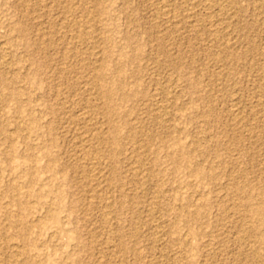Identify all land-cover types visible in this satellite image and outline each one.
I'll list each match as a JSON object with an SVG mask.
<instances>
[{
    "label": "rangeland",
    "instance_id": "1",
    "mask_svg": "<svg viewBox=\"0 0 264 264\" xmlns=\"http://www.w3.org/2000/svg\"><path fill=\"white\" fill-rule=\"evenodd\" d=\"M206 1L0 0V264H264V0Z\"/></svg>",
    "mask_w": 264,
    "mask_h": 264
},
{
    "label": "bare ground",
    "instance_id": "2",
    "mask_svg": "<svg viewBox=\"0 0 264 264\" xmlns=\"http://www.w3.org/2000/svg\"><path fill=\"white\" fill-rule=\"evenodd\" d=\"M219 1H221V0H219ZM217 3V2H216ZM166 4V3H165ZM204 4V3H203ZM218 4V3H217ZM217 4H215V0H207L206 1V4L204 5V7L202 8V10H201V12H202V14L204 15V16H206L207 17V19L208 18H212V15L214 14H212V12H214V11H212V8L215 6V5H217ZM224 4H225V2H224ZM167 5V4H166ZM74 6V5H73ZM168 6V5H167ZM166 6V7H167ZM171 6V5H170ZM218 6V5H217ZM71 8V7H70ZM74 8V7H73ZM168 9V8H167ZM166 8H165V11L167 10ZM197 9V8H196ZM195 9V10H196ZM169 10V9H168ZM173 10V9H172ZM176 10V9H175ZM178 10V9H177ZM169 11H171V10H169ZM179 11H181V10H179ZM212 11V12H211ZM75 12V11H74ZM174 12H176V11H174ZM174 12H172L171 14L173 15V13ZM183 12V11H182ZM182 12H181V15H182ZM201 12H199V13H201ZM225 12V11H224ZM166 13V12H165ZM223 13V12H222ZM226 13V12H225ZM230 13H232V12H230ZM167 14V13H166ZM195 14H196V12H195ZM201 14V15H202ZM229 14V13H228ZM170 15V14H169ZM169 15H168V17H169ZM224 16H225V14H223ZM171 16V15H170ZM177 17V14L175 15L174 14V16L173 17ZM179 16V15H178ZM228 16V15H227ZM167 17V16H166ZM172 17V16H171ZM176 17H175V19H176ZM221 17V14H220V16H219V18ZM223 17V16H222ZM221 17V18H222ZM74 18V17H73ZM220 18V19H221ZM169 19V18H168ZM171 19V18H170ZM223 19V18H222ZM174 20V19H173ZM228 20V19H227ZM73 21V20H72ZM169 21H171V20H169ZM177 21V20H176ZM168 22V21H167ZM172 22H175V21H172ZM220 22H221V20H220ZM223 22H225V21H223ZM222 22V23H223ZM71 23V22H70ZM176 23V22H175ZM84 24V23H83ZM169 24H171V23H169ZM73 25V24H72ZM85 25H87L86 23H85ZM84 25V26H85ZM176 25H178V24H176ZM87 26H90V25H87ZM86 26V27H87ZM86 27H84V28H86ZM90 28V27H89ZM88 29V28H87ZM86 29V30H87ZM92 29V28H91ZM217 29V28H216ZM222 29V28H221ZM81 30H82V28H81ZM85 30V31H86ZM84 31V30H83ZM91 30H89V32H90ZM92 32V31H91ZM217 32H219V31H217ZM88 33V32H87ZM84 34V33H83ZM93 34V33H92ZM95 34V33H94ZM82 34H80V36H81ZM82 37V36H81ZM80 37V38H81ZM84 37V36H83ZM80 38H78V39H80ZM109 95V94H108ZM6 99V98H5ZM116 136V135H115ZM97 139V138H96ZM91 140V139H90ZM95 153V152H94ZM98 156H100V155H98ZM97 155H89L88 156V166L86 167V169H85V167H84V169H85V171L83 170V172L87 175V176H90V177H92V176H94L95 174H97L96 173V170H97V167L99 166V165H101V163H103V161L101 160V158L100 157H98ZM86 158V157H85ZM86 160V159H85ZM108 164V163H107ZM86 166V165H85ZM99 168V167H98ZM97 172H99V171H97ZM197 173V172H196ZM85 175V176H86ZM86 176V177H87ZM89 178V177H88ZM247 203V202H246ZM262 208V207H261ZM260 211V210H259ZM258 211V212H259ZM264 213V212H263ZM260 214H261V212H260ZM259 215V214H258ZM262 215V214H261ZM260 216V215H259ZM259 219H260V217H259ZM261 220V219H260ZM263 221H264V216H263V219H262ZM250 229V228H249ZM248 231V230H247ZM245 233V232H244ZM258 254V253H257ZM17 260V259H16ZM16 264V263H15ZM19 264V263H18Z\"/></svg>",
    "mask_w": 264,
    "mask_h": 264
}]
</instances>
